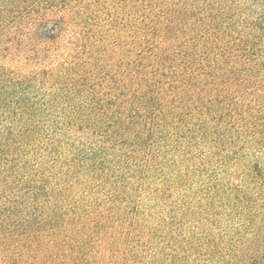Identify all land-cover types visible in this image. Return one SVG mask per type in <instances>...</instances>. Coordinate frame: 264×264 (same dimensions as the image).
I'll return each mask as SVG.
<instances>
[{
    "label": "trees",
    "instance_id": "16d2710c",
    "mask_svg": "<svg viewBox=\"0 0 264 264\" xmlns=\"http://www.w3.org/2000/svg\"><path fill=\"white\" fill-rule=\"evenodd\" d=\"M254 175L264 0H0V264L194 261Z\"/></svg>",
    "mask_w": 264,
    "mask_h": 264
},
{
    "label": "rangeland",
    "instance_id": "374dc122",
    "mask_svg": "<svg viewBox=\"0 0 264 264\" xmlns=\"http://www.w3.org/2000/svg\"><path fill=\"white\" fill-rule=\"evenodd\" d=\"M263 178H244L243 187L233 194L229 223L223 219L219 224H200L197 230L189 225L193 237L201 233L215 247L185 264H264Z\"/></svg>",
    "mask_w": 264,
    "mask_h": 264
}]
</instances>
